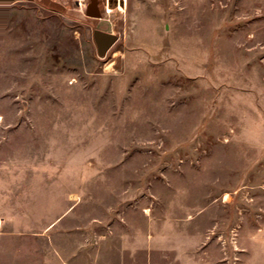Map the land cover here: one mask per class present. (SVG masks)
<instances>
[{
  "label": "rangeland",
  "instance_id": "1",
  "mask_svg": "<svg viewBox=\"0 0 264 264\" xmlns=\"http://www.w3.org/2000/svg\"><path fill=\"white\" fill-rule=\"evenodd\" d=\"M0 264H264V0H0Z\"/></svg>",
  "mask_w": 264,
  "mask_h": 264
},
{
  "label": "water",
  "instance_id": "2",
  "mask_svg": "<svg viewBox=\"0 0 264 264\" xmlns=\"http://www.w3.org/2000/svg\"><path fill=\"white\" fill-rule=\"evenodd\" d=\"M95 39H97L101 49L100 51L103 53L104 50L113 42L114 36L111 33L96 32Z\"/></svg>",
  "mask_w": 264,
  "mask_h": 264
}]
</instances>
